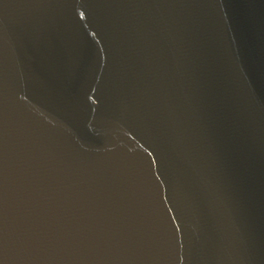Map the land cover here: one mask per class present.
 <instances>
[{
  "label": "water",
  "instance_id": "1",
  "mask_svg": "<svg viewBox=\"0 0 264 264\" xmlns=\"http://www.w3.org/2000/svg\"><path fill=\"white\" fill-rule=\"evenodd\" d=\"M0 264H228L0 89Z\"/></svg>",
  "mask_w": 264,
  "mask_h": 264
}]
</instances>
